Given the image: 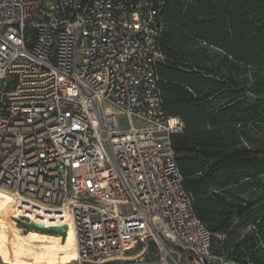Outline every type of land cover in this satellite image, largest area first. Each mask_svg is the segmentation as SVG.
I'll list each match as a JSON object with an SVG mask.
<instances>
[{
	"label": "built area",
	"instance_id": "1",
	"mask_svg": "<svg viewBox=\"0 0 264 264\" xmlns=\"http://www.w3.org/2000/svg\"><path fill=\"white\" fill-rule=\"evenodd\" d=\"M165 4L0 0V189L21 230L72 229L60 264H147L131 254L148 242L154 264H264L214 253L184 187L157 85Z\"/></svg>",
	"mask_w": 264,
	"mask_h": 264
},
{
	"label": "trees",
	"instance_id": "2",
	"mask_svg": "<svg viewBox=\"0 0 264 264\" xmlns=\"http://www.w3.org/2000/svg\"><path fill=\"white\" fill-rule=\"evenodd\" d=\"M180 1L166 0L163 27L156 41L161 54L156 66L157 85L164 112L184 122L183 133L174 141L171 134L170 142L184 187L193 197L196 216L213 234L224 235L223 239L213 235L212 251L242 261L239 255L249 248L235 244V236L250 220L264 216V196L237 207L216 232L204 218L208 200L217 197V192L208 190L211 184L259 182L255 176L264 164V0H195L184 12ZM173 33L222 51L219 65H225L228 72L219 74L212 67L188 62L182 52L173 50ZM242 67L252 73L248 90H254V102L244 93L247 80L244 84L236 80L235 74ZM221 99L224 102L218 104ZM249 124L256 129V137L240 132ZM197 126L202 130L193 138V127ZM193 164L197 169L207 165L203 175L192 177ZM206 194L208 198H202Z\"/></svg>",
	"mask_w": 264,
	"mask_h": 264
},
{
	"label": "rangeland",
	"instance_id": "3",
	"mask_svg": "<svg viewBox=\"0 0 264 264\" xmlns=\"http://www.w3.org/2000/svg\"><path fill=\"white\" fill-rule=\"evenodd\" d=\"M194 1L195 0H181L180 4L182 12H184L188 4L193 3ZM171 41L173 50H175L177 53L182 52L184 58L188 62H199L205 68L212 67V70L214 72H218L219 74H225L228 72L225 65H219L224 56V53L213 45L200 40L195 43L189 40L187 37H182L177 33L172 34ZM251 75L252 73L250 74L249 71L242 67L240 68L239 72L235 74V77L236 80L242 84H244V82L247 80L248 84L246 85V91L244 93H247L249 98H251L252 102H254L256 94L254 93L253 89L248 90V88L252 86ZM222 102H224L223 99L219 100L217 103L221 104ZM106 107L113 109L108 102H103L102 109L104 110ZM117 118L123 127L127 126V121L123 114L117 112ZM240 132H245V134L247 132L251 136H255L254 133H256L257 131L255 128H251V125L249 124L247 127L240 129ZM236 174L243 173L237 172ZM255 178L259 180V182L235 183L220 181L211 184L212 188L209 187L208 190H214L215 192H217V197L208 200L207 205L209 206L206 208L207 215L206 218H204V221L207 223V225L213 232H216L222 226V222L225 217L228 214L234 213L237 207L245 206L248 203L256 202L262 196H264V164L261 166L260 172L257 174V176H255ZM208 196L209 195L206 194L203 195L202 198H208ZM13 208L14 202L11 199L5 196H0V228L4 231L7 228V223ZM234 219L236 218L233 217L232 220ZM22 226L27 231L35 232L39 236L60 235L62 239H60V237H54L53 239L56 241H60L63 244H66L68 250L64 253L57 254L52 257L36 256L33 260L23 261L18 259L16 255L10 254L5 248L0 245V264H59L62 262H66L72 258L74 250V241L70 235H67L65 229L59 231L56 229L53 230L52 227H38L34 222L31 221H23ZM16 229L17 232L12 233L8 237L25 240V235L27 234V231L21 230V227L17 224ZM218 236L219 235H217L216 233L214 234V237L216 239L218 238ZM236 243H239L243 248H249L247 249V253L239 255L243 259L242 261H254L257 263H264V216H258L254 218V220H250L243 227L239 228L237 231V235L235 236V244ZM30 245L37 246L39 248L51 247V243L49 242L48 237H44L42 242H40L39 244ZM131 255H133L137 259L142 260L147 264H154L158 259V250L155 245H153L151 242H148V244L144 247L137 246L133 250ZM232 261L236 260L233 259Z\"/></svg>",
	"mask_w": 264,
	"mask_h": 264
},
{
	"label": "bare ground",
	"instance_id": "4",
	"mask_svg": "<svg viewBox=\"0 0 264 264\" xmlns=\"http://www.w3.org/2000/svg\"><path fill=\"white\" fill-rule=\"evenodd\" d=\"M0 196H5L14 202V208L11 212L10 217H9V220L7 223V228L5 229V231L0 228V245L3 248H5L10 254L16 255L18 257V259H20V260L30 261V260H33L36 256L52 257V256H55L57 254L64 253L68 250L66 244H63L62 242L56 241L53 239L54 237H58V236H39L36 233H33L31 231H27V234L25 235V240L13 238V237H8L12 233L17 232L16 223L11 219V216L15 214L16 200L11 195L2 191L1 189H0ZM31 226H33V225H31ZM46 231H47V229H46ZM67 235H70L74 241V234H73L72 229L68 230ZM44 237H48L49 242L51 243V247L39 248L37 246H31L30 245V244H39L40 242H42ZM75 255L76 254H75V241H74L73 256L69 260H72L73 258H75Z\"/></svg>",
	"mask_w": 264,
	"mask_h": 264
},
{
	"label": "crops",
	"instance_id": "5",
	"mask_svg": "<svg viewBox=\"0 0 264 264\" xmlns=\"http://www.w3.org/2000/svg\"><path fill=\"white\" fill-rule=\"evenodd\" d=\"M169 117H173V118H176V119H178V121L180 122V126H178L177 128H175V129H173V131H172V141H174L175 139H176V135H179V134H181V133H183V131H184V129L182 128L183 127V124H184V122L182 121V119L179 117V116H176V115H171V116H169ZM202 130V128L201 127H193V131L195 132V137H193V138H196L197 137V134L199 135V133H200V131ZM206 166L207 165H205L203 168H201V169H197L196 167L197 166H195L194 164H193V166H192V170H194V173H193V175H192V177H198V176H200V175H203L202 174V172L206 169ZM197 170V171H196ZM33 233H35V232H33Z\"/></svg>",
	"mask_w": 264,
	"mask_h": 264
},
{
	"label": "water",
	"instance_id": "6",
	"mask_svg": "<svg viewBox=\"0 0 264 264\" xmlns=\"http://www.w3.org/2000/svg\"><path fill=\"white\" fill-rule=\"evenodd\" d=\"M38 227H43L42 224H36ZM53 229L62 231L63 230V226H52Z\"/></svg>",
	"mask_w": 264,
	"mask_h": 264
}]
</instances>
